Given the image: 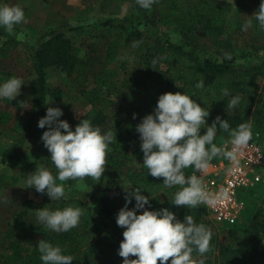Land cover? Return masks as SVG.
Masks as SVG:
<instances>
[{
	"label": "trees",
	"instance_id": "16d2710c",
	"mask_svg": "<svg viewBox=\"0 0 264 264\" xmlns=\"http://www.w3.org/2000/svg\"><path fill=\"white\" fill-rule=\"evenodd\" d=\"M124 1L126 0H93L94 3H99L103 11L113 4ZM23 9L26 14L27 9ZM150 10V12L145 10L141 17L154 27H157L158 22L163 19L174 17L181 21L182 36L188 48L169 37L157 36L152 41H148L139 36L135 30L137 37L129 48L117 47L115 51L108 50L109 60L132 62L141 68L142 73L138 76L134 69L127 67L124 70L122 87L141 95L143 99L136 105L126 103L124 107L120 106V112L125 113L122 118L124 130L114 132L117 140L109 146L106 153V171L100 182L97 183L90 177L82 180L100 194L96 200L98 211L92 210L88 202L76 194L60 201H53L50 210L62 209L69 205H77L83 209V216L77 228L67 233H55L29 217L30 202L26 201V209L15 213L14 223L7 232V238L0 243V264H42L36 246L39 241L45 239L54 245H59L64 250V254L72 255V264H123V258L118 255V250L123 240L124 229L117 226L116 217L126 203L125 188L121 184L120 176L121 170L126 166L135 168L126 179L129 186L142 185L145 188L142 194L151 199L149 210L168 208L181 221L186 215L191 214L196 222H202L212 229L209 212L204 205L195 209L173 205L170 200L171 194L178 188H164L161 185L163 178H154L147 174V169L142 166L143 152L136 125L143 117L153 113L161 94L186 92L189 95L195 94L197 97L194 96L193 99L202 107L209 108V124L220 116L226 119L232 128L242 123L249 124L253 139H260L255 136L257 132L264 137V40H253L248 51L243 52L245 57L257 56L256 63L237 62L238 56L235 50L242 35L238 29L233 32L227 30L226 9L215 0H159ZM113 12L116 10L113 9ZM199 30H204L213 38L214 50L221 59L200 55L194 46L195 36ZM20 43L15 38L6 37L0 45V57L10 55ZM79 52L78 46L65 32H41L37 39V48L30 60L35 72V77L29 85L34 103L33 111L25 113L28 115L25 120L15 102L2 101L0 130L5 129L8 132L26 130L31 140L42 144L39 150L46 149L41 136L47 127L40 129L38 121L46 115L50 100L53 106L57 107L65 96L64 90L60 87L53 89L48 87L47 69L52 66L60 68L67 75L72 88L69 98L82 95L91 100L99 99V88L88 89L90 72L98 58L92 52H87L84 56ZM225 52L231 54V60L224 58ZM105 73L96 80L103 86L108 84L109 71ZM200 81L205 82L204 89L196 88ZM223 88L230 90L229 96L221 94ZM233 96H240L241 102L235 109L226 111L227 102ZM133 114H136L135 119ZM105 120L106 114L97 110L93 119L96 126H101ZM125 124L132 126L131 132L125 128ZM205 131L202 129L201 134ZM227 139V133H220L217 143L222 145ZM132 140H137L139 146L133 149V154H129L122 150V143ZM29 154L26 156L27 160L34 159L35 155ZM45 163L54 166L50 156L45 159ZM188 171L190 174V170ZM68 182L70 186H74L77 181ZM263 192L264 181L243 191L246 208L242 219L228 228V233L236 235L238 227L244 226L243 219L249 222V225L244 227L255 234L251 244L234 246L225 236L219 240L213 234L212 251L203 257L193 253V256H196L194 264H200L201 261L203 264H264V207L262 204L257 205L256 202V199L260 200ZM261 200L264 203V197ZM134 205L133 199L129 208Z\"/></svg>",
	"mask_w": 264,
	"mask_h": 264
},
{
	"label": "clouds",
	"instance_id": "9594fccd",
	"mask_svg": "<svg viewBox=\"0 0 264 264\" xmlns=\"http://www.w3.org/2000/svg\"><path fill=\"white\" fill-rule=\"evenodd\" d=\"M135 2L140 8L148 10L159 0ZM251 17L264 28V0H260L258 10ZM26 22L21 6L0 3V29L12 34L16 26ZM249 27L251 21H246L244 29ZM224 58L231 60L232 56L225 52ZM23 85L25 82L19 77H10L0 83V101L15 100L21 95ZM205 87L204 81L196 85L197 89ZM221 94L229 96L230 90L223 88ZM194 96L197 97L186 92L161 94L153 113L143 117L136 125L143 152L142 166L147 169L148 175L163 178L161 185L164 188H178L170 199L173 205L187 209L201 205L214 208L229 194L224 188L216 192L208 189L204 178L212 167L211 162L217 158L227 160L231 166L225 171L231 174L239 166L243 150L250 146L253 132L246 123L232 128L220 116L209 124V108L202 107L193 99ZM240 102V96H233L227 102L226 111L235 109ZM18 105L25 110L30 107L26 101H20ZM63 115L60 107H48L46 115L38 121L40 129L47 127L41 141L51 154L56 174L37 166L35 172L25 179L27 188L46 194L52 201L66 198L65 181L90 177L100 182L106 171V153L117 140V135L114 136L111 130L102 132L89 118L82 119L73 130L67 120L61 119ZM133 118H136V114H133ZM202 129L206 130L203 134ZM220 133L228 134L227 141L222 145L217 143ZM143 190L142 185L125 187L126 203L116 217L117 226L124 229L118 250L123 264H194L193 253L203 257L212 251L213 231L209 226L196 222L191 214L181 221L168 208L149 210L151 199L142 194ZM133 199L135 205L129 208ZM82 216L83 209L77 205L55 210L46 206L36 210L39 224L55 233H67L77 228ZM36 247L42 264L73 262L72 255L64 254L59 245L47 239L39 241Z\"/></svg>",
	"mask_w": 264,
	"mask_h": 264
},
{
	"label": "rangeland",
	"instance_id": "374dc122",
	"mask_svg": "<svg viewBox=\"0 0 264 264\" xmlns=\"http://www.w3.org/2000/svg\"><path fill=\"white\" fill-rule=\"evenodd\" d=\"M215 1L223 5L226 9L227 30L233 32L238 29L242 35L238 47L235 50L238 56L237 62L248 64L256 63L258 60L257 56L245 57L243 52L248 51L253 40H264V28L259 26L254 17H251L258 10L260 0ZM0 3L19 5L27 9L25 14L27 22L16 26L12 34L0 29V45L6 37H12L21 42L19 47L10 55L0 57V83L10 77H19L25 82V85L21 89V95L13 100L24 119L28 116L25 114L26 112L33 111L34 103L29 91V85L30 81L35 77V72L30 60L37 48V39L41 32H65L68 37H71L75 45L78 46L81 56H84L87 52H92L98 58V61L90 72L88 89H93V87L99 88V99L94 98L91 100L82 95L69 98L68 96L72 93V88L65 72L56 66L47 69L49 89L60 87L64 90L65 96L61 99V104L57 107H60L64 112L61 119L67 120L73 130L82 119L86 118H89L92 124L96 126L93 119L97 110H101L106 114L105 122L99 126L102 132L111 130L114 134V132L120 129L124 130L122 128V118L125 113L120 112V106L124 107L126 103L136 105L141 103L143 99L141 95L130 92L122 87L124 70L127 67H131L134 69L136 75L139 76L142 73L141 68L132 62L109 60L107 58L109 49L115 51L117 47L129 48L133 45L137 34L148 41H152L157 36L169 37L174 42L181 43L183 47L188 48L182 36V22L180 20L174 17L163 19L158 22L157 27H154L141 17L145 10L140 8L135 0H126L113 4L105 11L100 8L99 3H94L93 0H0ZM113 9L116 12H113ZM146 11L150 12L151 10L148 9ZM246 21H251V27L247 30L244 29ZM135 30H137V34ZM195 39L194 46H196L202 57L221 59L214 50L213 38L207 32L199 30L196 33ZM105 71H109L107 75L108 84L103 86L96 80L103 73L106 74ZM2 101H0V104ZM20 101L28 102L30 107L26 110L19 108L18 104ZM48 104L50 107H54L51 100ZM81 112L85 114H80ZM125 128L130 132L133 129L132 126L126 124ZM122 144V150L129 152V154H133V149L139 146L137 140H132L128 143L123 142ZM41 145L40 142L31 140L27 136L26 130L9 132L5 129L0 130L1 173H4L5 169L10 167L8 165L11 158L26 159L28 153L32 156L35 155L36 158L33 160H36L38 163L42 160L43 163L38 164L42 167L45 159L51 154L45 151L47 149L39 150ZM30 159L32 160V158ZM50 167L48 170L54 172L53 175H55L56 169L51 165ZM134 169L133 166H126L121 170V184L122 186L124 185V188L129 186L126 177ZM6 178H3V180ZM57 183L61 182L57 181ZM63 184L66 197L76 194L84 198L92 210L98 211L96 200L100 194H98L96 189L87 186L82 180L77 181L74 186H70L68 181L63 182ZM23 185L26 186L24 192L26 191L27 195L24 197V194H22V197L28 198L26 201L30 202L29 208L31 209L29 217L38 222L36 210L40 206L43 208L47 206L50 209L53 201L46 194H40L33 188H27L28 185L26 183H23ZM175 192L173 191L171 194L172 198ZM261 196L264 197V192ZM262 197L258 201L255 197L253 200L256 199L257 205L262 204L264 207V203L261 200ZM19 204L15 206L19 207ZM14 213V210H12L6 213L7 216L6 214H4L5 216H0V243L7 238V232L14 223ZM248 223L243 219L242 224L244 226H248ZM244 226L238 227L237 231L235 230L236 235L228 233V228H231V225L227 227L225 225L212 224V231L219 240L225 236L234 246L251 244L252 237H255V234ZM195 259L196 256H194V262Z\"/></svg>",
	"mask_w": 264,
	"mask_h": 264
},
{
	"label": "built area",
	"instance_id": "2783aa9c",
	"mask_svg": "<svg viewBox=\"0 0 264 264\" xmlns=\"http://www.w3.org/2000/svg\"><path fill=\"white\" fill-rule=\"evenodd\" d=\"M255 136L260 139L250 141V146L243 150L239 166L231 174L225 171L231 166L227 160L219 158L211 162L212 167L204 178L208 189L216 192L224 188L229 194L214 208L204 205L212 224L232 225L241 219L246 208L243 191L264 181V137L259 132Z\"/></svg>",
	"mask_w": 264,
	"mask_h": 264
},
{
	"label": "crops",
	"instance_id": "0c3cea01",
	"mask_svg": "<svg viewBox=\"0 0 264 264\" xmlns=\"http://www.w3.org/2000/svg\"><path fill=\"white\" fill-rule=\"evenodd\" d=\"M34 158H36V156ZM28 160H30V162H28ZM28 160L27 158L26 159L11 158V161L9 162L8 165L10 167L5 169L4 173H1L2 170L0 171V216H5L4 214L12 210H14V212L16 213L17 211L26 209L27 206L26 200L28 198H24L25 195H27V192L26 191L24 192V188L26 186L23 185V183H26L25 182L26 176L35 172L37 166H39L38 164L43 163L42 160H40L39 163L37 161L33 162L34 161L33 159L32 160L28 159ZM42 165H43L42 167L46 169L51 168L50 166L46 165L45 162ZM5 177L7 178L3 180V178ZM22 194H24V197H22ZM16 204H19V207L21 208L16 207L15 206ZM15 213L13 217H15Z\"/></svg>",
	"mask_w": 264,
	"mask_h": 264
}]
</instances>
